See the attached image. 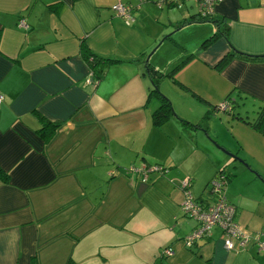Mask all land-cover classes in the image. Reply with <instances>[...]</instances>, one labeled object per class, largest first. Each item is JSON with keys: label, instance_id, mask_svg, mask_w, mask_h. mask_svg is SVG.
I'll return each mask as SVG.
<instances>
[{"label": "crops", "instance_id": "crops-1", "mask_svg": "<svg viewBox=\"0 0 264 264\" xmlns=\"http://www.w3.org/2000/svg\"><path fill=\"white\" fill-rule=\"evenodd\" d=\"M115 2L135 6L132 22L113 11ZM196 13L195 0H0V167L8 174L0 181V264H26L32 256L38 264H264V244L227 249L216 227L190 248L180 240L194 220L181 208L179 181L187 178L191 197L204 195L224 159L200 129L174 117L151 123L157 103L145 104L146 61L159 69V39L165 46L167 32L180 23L199 39L174 41L186 57L191 53L179 78L197 79L205 96L190 91L206 106L191 116L176 108L186 120L205 115L227 93L231 105L237 93L251 103L247 118L264 102V0L215 1L227 38L207 43L215 25L191 21ZM82 40L116 59L98 80L79 55ZM228 42L260 57L233 56L215 69ZM194 105L188 99L187 110ZM224 112L233 126L231 148L224 146L248 163L237 170L260 188L245 192L232 166L224 194L244 231L264 230V134ZM39 115L57 123L46 141L36 131ZM130 162H159L167 170L141 181L124 170ZM260 238L264 243V231ZM169 245L172 252L159 254Z\"/></svg>", "mask_w": 264, "mask_h": 264}, {"label": "trees", "instance_id": "trees-1", "mask_svg": "<svg viewBox=\"0 0 264 264\" xmlns=\"http://www.w3.org/2000/svg\"><path fill=\"white\" fill-rule=\"evenodd\" d=\"M180 1H182V0H177L174 3H179ZM163 3H165V2H163ZM197 10H198V4H197ZM214 16L215 15L213 14V12L208 13V14H203V15L200 14V12H198L196 14H191V17H192L191 21H211L215 25V29H214L215 31L212 32L211 34H209L204 39V42H206V43L208 41L212 40L213 38H215L219 34H221L225 39L227 38V32H228L227 23L224 22L222 17H214ZM180 25H181V23L177 24V26H180ZM18 26H20V25H18ZM204 42H202V45L204 44ZM229 45H230L229 46L230 49L228 51H226L225 53H223L220 56V58L216 61V63L214 64L215 69H220L233 56L243 58V59H255V58H257V56H259V55L254 56V55H250L248 53L240 52L237 49H234L230 43H229ZM79 55L81 56V58L85 61V63L89 67L91 76L94 77L96 80L100 79L103 76L107 67L116 61V59L113 57L102 56V55H98V54L92 52L85 45L83 40L79 43ZM190 57H191V53H189V55L183 60L182 63H185ZM252 57H255V58H252ZM146 69H147V75L149 76L150 86L147 88V95H146V99H145V104H147L151 100H155L157 103V105L150 112L151 123L153 125H159L162 122L167 121L171 117L177 118L175 116V113L173 112L170 101L167 99L166 96H164L162 93H160L158 91L157 82H158V76H160L159 72L157 71L158 69L153 67L151 63H149V62L147 63V61H146ZM193 94H197V93H193ZM229 96H230V93H227L224 96V98L220 101V102L225 103V106L223 108H220L218 106V104L216 105V103H215L212 106H209V108L207 109L208 111L204 116L202 115L201 117H199L193 121H189V120H186L183 118H177V119L182 125L186 126V128L200 129L202 131L203 135L205 136V134L208 135L205 132V130H207L206 129L207 118H208L209 113L213 112V108H214V110L219 109L222 111H228V113L231 117L240 118L247 125H249L253 129L259 131L261 134H264V102H261L258 105V107L255 111V115H253V117L251 119L242 118L241 116H236L233 114V110L231 107L233 105L230 104ZM233 96H236L237 99H240V100L245 99L244 97H241V95L239 93H237V95H233ZM200 99L204 101V98L200 97ZM231 102H235V104H237L236 98L233 97V100ZM39 121H40L41 126L36 131L39 134L38 136L43 141H46L53 134L55 126L57 125V123L46 120L45 118H43L40 115H39ZM205 138H206V136H205ZM140 150L141 151H139V152L143 153V150L142 149H140ZM137 156H140V154L138 153ZM142 165H145L144 167H155V169L151 170L152 172H150V174L151 173L163 174V171L165 172V170H167V166L163 165L162 163H159V162L158 163L157 162H154V163L142 162V164H140V165H135L133 162H130L127 166L124 167V170L129 171V169L131 167L139 168ZM130 172L134 173L136 176H138L140 178V174L137 173L136 171H133V172L130 171ZM220 173L224 177V184L221 188V191H223V193H224V186L231 179V177L234 175V173L225 167L224 161H222L221 166L217 167L215 174L211 178L218 177ZM149 175L144 181H149V179H150ZM7 179H8L7 172L4 171L0 167V181H7ZM210 179H209V181H210ZM209 181H208V185H207L208 190H207L206 194L201 195V196L198 195L196 197H192V201H193L194 205H196L198 207L199 211L205 210L207 208V205L212 203L214 201V199L216 198L215 191H213V188L211 187V185H209ZM225 201L229 206L232 207V213L230 215V221L231 222L234 221L237 224V226L240 228L239 229L240 231L246 232L250 235L254 234V232L261 231L260 236L262 235V231H264V230H258V231H254V232L244 231L241 228V226L239 225V223L237 222L235 205L231 201L227 200L226 196H225ZM185 214H187L191 218H193L194 221H193V226L191 227V229L180 236V240L183 243L184 247L190 248L192 245L197 243L196 241L199 238H207L210 235L211 228H213V227L218 228L221 231V233L223 231L222 236H225V230H222L217 224H212L209 227V229L201 231L200 230V228L202 226L201 219L198 217H194V215L190 214L189 212H185ZM221 215H223V214H221ZM198 230L200 231V233L197 236H195L194 233ZM260 236H259V239L261 240ZM188 240H190L189 243H187ZM250 242H252V241H250ZM165 247H167V246H165ZM169 248H170V252H172V248L170 245H169ZM69 261L70 260L68 259L65 264H69ZM26 264H38V263H37L36 258L34 256H32Z\"/></svg>", "mask_w": 264, "mask_h": 264}, {"label": "rangeland", "instance_id": "rangeland-1", "mask_svg": "<svg viewBox=\"0 0 264 264\" xmlns=\"http://www.w3.org/2000/svg\"><path fill=\"white\" fill-rule=\"evenodd\" d=\"M193 34H194V30L187 31V30H184V27H179V26L173 27L170 29V31L167 32V37L169 38L168 43H166V45L163 46L164 41L160 38L158 41L159 44L157 45L164 49V54L162 55L159 61L160 67L157 70L160 74V76H158L157 88H158V91L162 93L164 96H166L167 99L170 101L173 112L175 113V116L177 118H185L183 117L184 115L191 116L196 110L197 105H199L200 107L206 108L205 104L198 97H196L190 92L191 90H193L196 93L200 94L201 96L205 97L201 93V90H203V86L201 84L199 85L197 79L191 78L190 79L191 81L186 82V81H182L178 76V75H181V72L184 70L186 62L185 63H182V62L186 58V54L184 53L183 49L179 45H177L174 41L176 40L181 43H184V41H187L189 42L188 44L194 43L196 40H199V39L194 38ZM153 52H154V49L152 53ZM158 52H159L158 50L155 51L156 54ZM173 59H178V60L174 62ZM185 75L183 77H185ZM190 97L195 99V105L192 111L187 110V101L188 99H191ZM232 97H235L237 101L236 102L237 104H235V102H232L233 106L231 107L233 110V114L236 116H241L242 118H247V116H250L251 103L246 98L243 100H240V99H237L236 96H232ZM218 103L219 101H216V105ZM176 108H178V110H180V112H182V114L184 115L180 114L176 110ZM225 113L226 112L219 110V109L214 110V108H213V112L209 113L208 118H207V122H208L207 125H208L210 132L212 133V138L210 139V136L205 134L206 139H208L211 142V144L213 145L212 147L216 151L222 153L225 167L228 170L232 169L233 168L232 166H235L234 170H236V173L232 177V179L233 178L235 179L234 181L236 182V184L238 185L240 184L241 187L246 186L245 192L247 193H252V194L260 193V188L258 186V183H254V184H251L250 182L247 183L244 174H241V172L237 170V166H241V163H239L238 161L226 155L223 148L220 147L222 146L226 150L230 152H234L227 148V147H230L229 145L230 143L227 141H229V139L232 137L231 132H232L233 126L231 124L229 116H226ZM248 118L251 119L250 117ZM213 137H216L218 142L215 139L213 140ZM199 138L201 139L200 136ZM224 145L227 147H225ZM241 154L243 153L241 152ZM259 178L257 177L258 181L262 183V181L260 180L261 178L260 179Z\"/></svg>", "mask_w": 264, "mask_h": 264}, {"label": "built area", "instance_id": "built-area-1", "mask_svg": "<svg viewBox=\"0 0 264 264\" xmlns=\"http://www.w3.org/2000/svg\"><path fill=\"white\" fill-rule=\"evenodd\" d=\"M177 0H156L157 5H160L163 2L174 3ZM198 4V11L200 14H208L212 13L213 5L217 0H195ZM135 6L130 3H122L115 2L111 5V8L115 13H117L125 23H130L133 21L132 16V8ZM17 24L20 26H25V21L23 17H19L17 20ZM3 98L2 93H0V102ZM218 106L223 108L225 106L224 102H219ZM145 165L140 166L139 168L131 167L130 171H136L140 174V179L144 181L151 170L155 169V167H144ZM128 171V170H127ZM224 184V177L220 173L218 177H213L209 181V185L215 191L216 198L214 201L207 205V208L203 211H199L198 207L194 205L192 201V197L190 192L187 189L188 180L187 178L181 179L179 181V185L182 188L184 200L181 203V208L184 212H189L193 214L194 217H198L202 221V226L200 230L209 229L212 224H217L222 230H225V236H222L223 246L227 249H232L234 247H245L249 243L256 244L259 248L263 247V241L259 239L261 231L254 232V234L250 235L246 232L240 231L237 224L233 221H230V215L232 213V207L229 206L225 201V194L221 191V188ZM223 214V215H221ZM225 215V216H224ZM200 231H196L194 233L197 236ZM223 233V231H222ZM252 241V242H250ZM190 240L187 241L189 243ZM170 253L169 246L163 247L159 254Z\"/></svg>", "mask_w": 264, "mask_h": 264}, {"label": "water", "instance_id": "water-1", "mask_svg": "<svg viewBox=\"0 0 264 264\" xmlns=\"http://www.w3.org/2000/svg\"><path fill=\"white\" fill-rule=\"evenodd\" d=\"M221 148H223L224 152L226 155H228L229 157H231L232 159L238 161L239 163L243 164L245 167L248 168V163L242 159L239 155L235 154L234 152H230L228 150H226L224 147L220 146ZM257 175V173H255Z\"/></svg>", "mask_w": 264, "mask_h": 264}, {"label": "flooded vegetation", "instance_id": "flooded-vegetation-1", "mask_svg": "<svg viewBox=\"0 0 264 264\" xmlns=\"http://www.w3.org/2000/svg\"><path fill=\"white\" fill-rule=\"evenodd\" d=\"M199 12V11H198ZM213 12V11H212Z\"/></svg>", "mask_w": 264, "mask_h": 264}]
</instances>
